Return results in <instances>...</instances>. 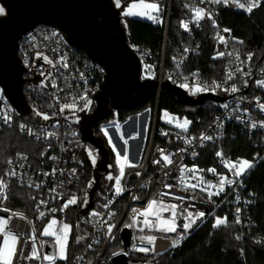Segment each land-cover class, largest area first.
I'll use <instances>...</instances> for the list:
<instances>
[{
  "label": "built area",
  "instance_id": "2783aa9c",
  "mask_svg": "<svg viewBox=\"0 0 264 264\" xmlns=\"http://www.w3.org/2000/svg\"><path fill=\"white\" fill-rule=\"evenodd\" d=\"M172 1L158 0L161 7V11L155 13L158 20H151L163 27L161 46L157 50H152L141 45L130 44L141 63V78L157 82L156 104H158L162 83L165 80L179 87L186 84L187 87L181 88L193 98L206 94L222 99L207 98L202 103L199 113L192 117L186 113L180 115L165 110L166 115L174 121H167L156 115L151 124V119L139 115V112L133 114L134 118L130 117L128 120V117L121 120L115 116L110 121L113 127L107 128V132L110 134L111 129H119L120 136L115 130L117 137L124 147V140L128 141V160L135 167L125 166V175L121 180L123 191L116 195L115 180L108 179L109 175L113 177L119 175L120 165L115 164L117 175H114L110 169L106 186L101 189L104 191L98 199L95 197L94 206L86 213H83V210L88 203V190L93 178L91 177L87 187H83V183L88 163H91L94 168L95 163L93 164L92 161L95 157L96 162L97 156L96 152L82 140L79 120L80 113L92 114L97 106L96 95L104 79V68L86 51L71 45L64 33L51 24H39L21 36L18 55L24 67L23 92L38 122L31 123L25 120L10 103L0 86V129H16L33 143L29 151L16 150L0 158V177H3L8 185L4 190L7 199H0V218L7 220L11 217L8 220L7 229L20 237L13 264H49L42 259L29 260L26 257L32 250L30 237L33 234L36 236V248L41 257L57 251L54 246L55 237L42 235L52 219L57 220V225L54 226L56 230H59L62 223L71 226L67 255L75 230L78 232V240L83 242L80 251L75 254L69 264H113L111 258L121 253L130 258L142 260L143 263L167 253L172 255L191 231L221 208L229 209L235 221L237 215L239 216L240 222H236L235 237L244 239L246 236L247 216L257 201L256 193L247 182L250 169L237 178L229 168L225 167V161L235 163L238 160L253 159L227 156L224 143L227 139L242 137L250 145L264 147V126H262L264 111H261L259 107L260 104H264V87L257 84L258 80H264V53L259 57L251 53L252 59L248 61L249 53L242 50L232 31L221 23V11L248 13L245 9H240L231 2L225 5L211 3L209 0H179L184 8L181 21L188 23L189 29L182 28L180 21L181 39L174 45L167 61L166 48ZM262 1L260 0V3ZM241 2L247 3L248 0H241ZM194 8H203L206 13H211V19L205 15V18L197 24L193 19L192 9ZM213 20H215V26L212 23ZM205 21H209L214 30L211 59L219 64L221 71L220 74L215 71L214 77L211 78L204 75L200 69L189 67L191 59L200 53V44L195 40V36L202 31ZM224 29H229L230 32H225ZM218 36H223L225 42L222 43ZM185 49L188 51L185 52ZM218 52H224L225 55L217 57ZM38 53L39 58H37ZM44 56L52 60L56 67L46 63ZM63 62L68 63V68L65 69L62 66ZM237 69L242 71H236ZM49 72L52 73L51 77H48ZM230 72L234 73L231 80L227 79ZM193 73L197 75L193 76ZM53 79L56 87L52 86ZM233 85L238 91H230ZM197 86L201 88L207 86L208 90L196 92ZM81 97L91 101L87 108H85V100ZM72 103L76 104L75 109L61 111L64 104ZM5 114L11 117L9 122L3 119ZM43 114L48 115L49 119H43ZM204 117L205 123L200 125ZM133 119L134 122H132ZM185 120L190 122L187 131L178 127ZM253 124H256V127H252ZM21 125L26 127L21 129ZM127 125H130L128 129ZM197 125L200 127H196ZM29 128L35 135L28 134ZM48 133H55V135L48 136ZM202 136H211L213 139L202 140ZM133 142L137 143L134 148L135 159L131 157L129 150ZM207 145L215 148L213 163L201 161L208 159L206 152H202L203 147ZM161 150L163 155H167L172 160L170 165L164 164ZM217 152H222L223 155L218 157ZM89 153L92 155L90 156ZM121 155L123 156L124 152ZM9 160L11 164L8 163ZM156 160H161V163H154ZM181 168H195L199 171L195 173L185 171L182 174ZM13 169L17 172V176L5 175ZM53 169H55L54 174ZM208 169L216 171L212 173ZM182 175L183 183H181ZM222 176L233 180L234 183L232 185L225 183L222 192L209 196V192H218L219 180ZM166 184L172 187L166 188ZM192 184H198V187L193 189L190 187ZM207 184L216 187L202 190ZM36 185L40 187L37 188ZM53 189L55 191H52ZM163 193H170V195L165 196ZM72 196L77 198V203L60 211L62 204ZM177 197H183V199H177ZM11 200L23 202L26 209L12 208L8 204ZM42 200L46 203L40 204ZM152 200L162 201L165 205H177L176 232L165 233L157 230L156 227L149 229L143 225L144 217L138 215V212L144 211ZM121 202L123 204L120 206ZM4 208L9 211H3ZM238 208L239 213H237ZM51 209L56 211L52 212ZM133 209H137L138 212L134 213ZM40 212H44L43 217L40 216ZM188 212L193 214L203 212L205 215L197 219V222L185 234V238L173 247L172 240L177 239L178 235L184 232L182 225L186 222L184 217ZM160 215L162 219H171V210L162 212ZM149 219L155 221V216H150ZM109 224L114 225L111 234L107 231ZM126 225L132 226L126 227ZM124 228H129L132 232L130 244L127 247L121 239V231ZM141 228L144 231L141 232ZM116 234L119 235L124 247L108 258L106 251L113 244ZM148 235L157 237L154 246L139 239L140 236ZM80 237L83 239H79ZM258 241L264 243V238L259 237ZM2 242L3 235L0 234V244ZM48 244L53 245V253L47 250ZM141 247H154V251L141 252L138 250ZM60 261L62 260L57 259L55 264H59Z\"/></svg>",
  "mask_w": 264,
  "mask_h": 264
},
{
  "label": "water",
  "instance_id": "95a60500",
  "mask_svg": "<svg viewBox=\"0 0 264 264\" xmlns=\"http://www.w3.org/2000/svg\"><path fill=\"white\" fill-rule=\"evenodd\" d=\"M6 15L0 16V86L15 109L31 123L38 122L23 92L24 67L18 55L21 36L39 24L59 28L68 42L86 51L105 71L101 89L96 95L97 106L92 114L80 113L82 140L96 152L92 170L93 182L88 190V203L83 213L94 206L97 191L103 189L110 173L112 154L105 139L94 128L110 110L129 111L142 107L157 90V82L141 78V63L133 51L126 27L122 22L123 3L114 0H0ZM162 89L170 92L183 106L184 113H199L202 103L212 95L193 98L183 88L165 80ZM114 134L116 131L112 129ZM131 230L124 228L121 239L129 246ZM50 253L52 244L47 245ZM113 264H152L121 253L111 258Z\"/></svg>",
  "mask_w": 264,
  "mask_h": 264
},
{
  "label": "trees",
  "instance_id": "16d2710c",
  "mask_svg": "<svg viewBox=\"0 0 264 264\" xmlns=\"http://www.w3.org/2000/svg\"><path fill=\"white\" fill-rule=\"evenodd\" d=\"M128 4L133 0H121ZM158 2V0H151ZM184 16L183 3L179 0L172 1L170 23L168 30V41L166 48V60L168 61L174 45L180 41L181 33L179 29L180 21ZM221 23L228 27L238 45L246 53H253L261 56L264 53V0L251 13H236L229 11L220 12ZM126 30L131 45H141L157 50L162 44L163 27L150 20L136 17H126ZM214 30L209 21H205L202 31L197 33L195 40L200 44V53L191 59L189 67L200 69L209 78L214 77V73L220 74L219 64L211 59L213 47ZM243 41V43H239ZM149 108L151 110V124L155 116L159 117L161 110H169L180 115H184L183 106L178 104L173 95L162 89L158 104H156L155 94L142 107L129 111L110 110L108 116L102 120L109 122L115 116L125 120L130 115L136 114ZM156 112V114H155ZM192 117V115H189ZM94 128L96 135L105 139L106 145L112 154V172L117 175V168L114 163V153L110 148L107 139L101 130V123ZM205 123V117L200 125ZM197 125L196 127H200ZM33 143L16 129H0V158L12 154L16 150L29 151ZM224 151L227 156L254 158L255 162L250 168L247 182L249 187L256 193L257 201L249 211L248 227L244 239L235 237L237 223L229 209H219L213 216L202 222L196 229L185 238L181 246L170 255L169 253L151 259L152 264H264V243L258 241L259 237L264 238V147L250 145L245 138L227 139L224 143ZM214 146L203 147L202 152H206L208 159L201 160L205 163H213ZM257 156V157H255ZM93 166L88 163L83 187H87L91 181ZM100 191V192H99ZM96 198L104 190H99ZM99 193V194H98ZM9 206L12 208L26 209L21 201L11 200ZM123 202L120 203V206ZM225 216V224L213 227L216 217ZM115 239L121 245L119 236ZM78 241V232L74 231L69 244V252L66 260L59 264H69L75 254L80 251L83 242ZM122 246V245H121ZM111 247L107 249L106 256L111 257Z\"/></svg>",
  "mask_w": 264,
  "mask_h": 264
},
{
  "label": "snow or ice",
  "instance_id": "6c2138e0",
  "mask_svg": "<svg viewBox=\"0 0 264 264\" xmlns=\"http://www.w3.org/2000/svg\"><path fill=\"white\" fill-rule=\"evenodd\" d=\"M209 2L211 3H224L225 5L231 3H234L238 8L240 9H245L247 12L251 13L253 11V9L255 7H258L260 5V0H248L247 3H242L241 0H209ZM116 4L117 7L120 6V0H116ZM142 8L144 9V11H139V12H133L131 10H127L123 13L124 16H132V15H139V16H146L147 19L150 20H158L157 16L152 15V13H159L161 11V7L158 3H144V0H141V3L139 5L137 4H132L131 8ZM194 16L193 19L194 21L198 24L200 20L205 18V15L208 16L209 19H211L212 14L211 13H206L205 10L203 8H194L192 9ZM6 15V10L3 6H0V16ZM213 25L215 26V20L212 21ZM181 27L184 28L185 30L189 29V25L188 23H185L183 21H181ZM225 32H230L229 29H224ZM55 35V33H54ZM219 40L223 43L225 42V38L223 36H218ZM239 43H243V41H239ZM188 49H185V52H187ZM225 53L224 52H218L217 53V57H221L224 56ZM228 55H233V53H228ZM40 57V54H37V58ZM44 61L50 65H52V67H56V65L53 63L52 60H50L47 56L43 57ZM237 59H239V57L237 56ZM248 61H250L252 59V54L249 53L248 57H247ZM61 61H63V57H61ZM62 66L66 69L68 68V63L67 62H63ZM179 66V65H178ZM236 71H242V69H237ZM41 75H44V73H41ZM52 73L49 72L48 73V77H51ZM193 76H196L197 73H193ZM234 73L230 72L228 74L227 79L231 80L233 78ZM244 75H248V73H244ZM43 84V82H42ZM257 84L261 87H264V80H258ZM52 86L56 87V82L53 79L52 80ZM181 87H187L186 84H182ZM215 87H219V85H215ZM208 90L207 86L201 88L199 86H197L195 88L196 92L199 91H206ZM231 92H236L238 91V89L233 85L230 88ZM81 99L85 100V108L88 107V105L91 104L90 100H87L86 97H81ZM225 107H227V105H225ZM261 111H264V104H260L259 105ZM76 108V104L72 103V104H64L61 107V111H63L64 109H75ZM38 115H42L41 113H37ZM3 119L5 120V122H9L11 120V117L7 114L4 115ZM43 119L48 120L49 116L46 114H43ZM190 122L185 120L183 122L182 125H178V127H182L184 128L185 131H187V126ZM262 126H264V124H262ZM21 129H24L26 126L25 125H21L20 126ZM252 127H256V124H253ZM28 134L29 135H35V133H33L32 129H27ZM55 135V133H48V136H52ZM107 135V133H106ZM137 135H139L137 133ZM131 138H135V137H131ZM121 139H123V137H121ZM202 140H212L213 138L211 136H202L201 137ZM109 143H111V139L109 140ZM127 140H124V155L121 156L119 152H117V163L120 165L119 167V175L116 177H113L111 175H109L108 179L109 180H115V193L116 195L121 194V192L123 191V189L121 188V180L125 175V166L127 167H135V165L131 164V162L128 160V150H127ZM113 150L115 151V146L113 145ZM182 151V150H181ZM162 152V160L164 162V164L166 165H170L172 163V160L167 156V155H163V150H161ZM89 155L91 156L92 154L89 153ZM216 155L218 157H221L223 154L222 152H217ZM26 159V157L24 158ZM52 159H55V157H52ZM93 164L95 163V158L93 157ZM9 164H11V160L8 161ZM154 163L156 164H160L161 160H156L154 161ZM20 167H23V165H20ZM225 167L229 168V170L233 173V175L237 178L241 177L248 169L253 167V163L249 160L243 159V160H238L235 163L229 162V161H225ZM185 171L188 172H192L195 173L197 171H199L198 169L192 168V169H187V168H181V173L183 174ZM208 171L215 173V169H208ZM73 172H75V170H73ZM55 173V169H53V174ZM6 176H12L15 177L17 176V172L13 169L10 172L5 173ZM44 175H49V173H44ZM136 175H140V173H136ZM195 178V177H194ZM202 180V178H201ZM181 183H183V175L181 177ZM225 183H227L228 185H232L234 183L233 180L231 179H227L226 177H220L219 180V187H218V192L217 193H211L209 192V196L211 195H216L219 194V192H222L224 190V185ZM7 182L5 181V179L3 177H0V199L2 200H6L7 196L4 192V190L7 188ZM37 188L40 187V185H36ZM166 188H171V185H165ZM191 188L196 189L198 187V184H192L190 185ZM212 187H216L212 184H207L206 187L202 190H207L208 188H212ZM52 191H55V189H53ZM163 195L167 196L170 195V193H163ZM177 199H183V197H177ZM46 203V201H40V204H44ZM77 203V198L75 196H72L71 198L67 199L61 206L60 211H64L65 209H67L70 205H74ZM86 203V201H85ZM39 207V205H38ZM176 208L177 205L175 204H171V205H165L162 201H157V200H152L147 208L142 211V212H138L137 209H133L132 211L138 212V215L143 216L144 220H143V225L149 229L156 227L157 230L159 231H163L165 233H171V232H176L177 228L175 225V218L177 216L176 213ZM171 210V219H162L161 218V213L165 212V211H169ZM3 211L7 212L9 211L7 208H4ZM52 212H55L56 209H51ZM240 212V209H237V213ZM93 215H98V213H93ZM205 215V213L203 212H198L196 214H193L191 212H188L187 215L184 217L185 219V223L182 225L184 232L179 234L177 239L172 240V246L175 247L179 244V242L181 240H183L185 238V234L189 231V229H191V227L193 226V224H195L197 222V219L202 218ZM40 216L43 217L44 216V212H40ZM150 216H155V221L149 219ZM21 218H23V216L21 215ZM11 217H9L7 220L0 218V234L3 235V242L2 244H0V264H13V260L17 255V244L19 243V235L16 233H13L11 230L7 229V224H8V220H10ZM225 219H221V218H217L215 224L213 225V227H218L220 225L225 224ZM236 222L239 223V216L237 215V219ZM135 223V218L133 219V224ZM57 225V220L56 219H52L49 224L47 225V227H45V229L42 232L43 236H52L55 237V244L54 246L56 247L57 251L54 252L53 254L49 255V254H44L41 257L40 252L37 250L36 248V236L33 234L30 239L32 241V250L30 255H28L26 258L29 260H39L42 259L44 261H48L49 264H55V261L57 259L60 260H66L67 259V247H68V237H69V233L71 231V226L66 224V223H62L61 227L59 228V230H56L54 228V226ZM132 225H126V227H131ZM114 227V225L109 224L108 225V233L111 234L112 232V228ZM34 229H33V233H34ZM140 231H144L143 228L140 229ZM237 239H240V237H236ZM79 239H83V237H80ZM139 239L142 242H146L148 245H153L155 244V241L157 239V237L155 236H140ZM79 242V240L77 241ZM89 247H91V245H89ZM141 252H149V251H154V247L153 248H149V247H141L138 249Z\"/></svg>",
  "mask_w": 264,
  "mask_h": 264
},
{
  "label": "rangeland",
  "instance_id": "374dc122",
  "mask_svg": "<svg viewBox=\"0 0 264 264\" xmlns=\"http://www.w3.org/2000/svg\"><path fill=\"white\" fill-rule=\"evenodd\" d=\"M115 1V3H116V0H114ZM153 2H155V1H151V0H144V3H153ZM123 3H125V2H122L121 0H120V6L123 4ZM141 3V0H133V1H131V2H129L128 4H126V6H125V8H124V10H123V12H122V22H123V24H124V26L126 27L127 26V24H126V17H136V18H141V19H145V20H150V19H147L146 18V16H139V15H132V16H124L123 15V13L125 12V11H127V10H131V11H133V12H139V11H144V9H142V8H139V7H137V8H131V5L132 4H137V5H139ZM155 3H158V2H155ZM117 5V4H116ZM0 6H2V4L0 3ZM152 15H154L155 16V12L154 13H152ZM151 21V20H150ZM139 115H143L144 117H147V118H149V119H151V110L149 109V108H144L143 110H141L139 113H138ZM155 114H156V112H155ZM159 116H160V118L161 119H166L167 121H174L171 117H168L167 115H166V112H165V110H161V112H160V114H159ZM130 117H133L132 115L131 116H129L128 118H127V120L128 119H130ZM134 118V117H133ZM132 122H134V119L132 120ZM101 130L103 131V133H104V135H105V137H106V139H107V142H108V144H109V146H110V148L112 149V151H113V153H114V163L117 165L118 163H117V152H119V150H118V148L114 145V143H113V141H112V138H111V135L107 132V128H110V127H113V123H111L110 121L109 122H106V121H102V123H101ZM127 127V129L130 127V125L128 126H126ZM116 131H117V134H118V136H120V133H119V129H115ZM106 133H107V135H106ZM111 139V143H109V140ZM113 145L115 146V151L113 150ZM120 153V152H119ZM97 153H95V155H96ZM121 155V154H120ZM97 156V155H96ZM122 156V155H121ZM255 157H257V156H255ZM95 158V157H94ZM96 159V158H95ZM251 162L253 163V165H254V162H255V160H254V158H253V160H251ZM112 168V165H110V169ZM100 192V191H99ZM99 194V193H98ZM217 218H221V219H223V217H216L215 218V222H216V219ZM119 236V235H118ZM119 240H120V243H121V245L119 246V244H118V241L116 240V239H114V242H113V244L111 245V254H115L116 252H118V251H121L122 249H123V244H122V242H121V239H120V237H119Z\"/></svg>",
  "mask_w": 264,
  "mask_h": 264
},
{
  "label": "crops",
  "instance_id": "0c3cea01",
  "mask_svg": "<svg viewBox=\"0 0 264 264\" xmlns=\"http://www.w3.org/2000/svg\"><path fill=\"white\" fill-rule=\"evenodd\" d=\"M111 138H112V141L114 143V145L118 148L120 154H122L124 151V146L122 145L121 141L119 140V138L117 137V135L114 134L113 130L111 129ZM137 146V143L136 142H133L131 145H130V155L132 158H136V154H135V151H134V148Z\"/></svg>",
  "mask_w": 264,
  "mask_h": 264
}]
</instances>
